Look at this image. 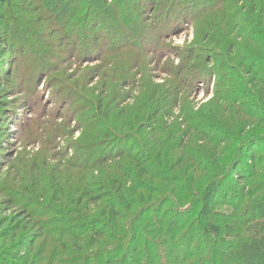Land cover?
<instances>
[{
  "label": "rangeland",
  "instance_id": "obj_1",
  "mask_svg": "<svg viewBox=\"0 0 264 264\" xmlns=\"http://www.w3.org/2000/svg\"><path fill=\"white\" fill-rule=\"evenodd\" d=\"M118 1H129L130 9L139 13V21L125 27L114 5ZM150 1L155 2L149 5L137 0H87L86 6L71 14L67 11L71 4L68 0H4L0 10V264H37L32 258L38 251L42 253V245L44 262L40 264H50L52 252L66 257L68 246L78 250L76 256H80L81 250L75 247L78 241L61 232L64 222L56 213H62V206L70 204L62 187L69 191L75 184L81 186L75 180L87 175L94 197L100 198L102 194L96 186L107 182L109 175L117 173L127 179L118 163L132 170L134 178L142 177L129 150L135 147L134 137L157 141L156 147L146 145L148 159H143V165L151 168V175L142 178L149 187L156 188L157 198H169L172 189L165 190L161 176L154 177L157 167L175 178H185L179 184L185 187L190 179V172L185 174L186 165L192 163L189 156L201 152L205 163L215 165L217 157H211V143L201 141L198 120L204 121L213 136L217 131L212 124L230 130L236 140L222 147L234 149L249 135L251 138L264 132V124L258 122L257 116L246 119L240 105L217 97L221 93L218 82L224 57L231 65L238 64L230 40H236L243 33L242 27L248 26L240 17L263 22L264 0H226L224 5L234 6L230 10L222 6V0H213L211 10L206 8L212 0L196 1L195 5L186 0ZM254 4L257 14L250 10ZM95 8L101 14L94 15ZM109 12L116 17L118 26L114 29L110 17L101 18ZM136 26H142V35H135ZM241 70L239 75L246 74ZM247 99L253 100L251 96ZM146 114L152 119L141 121ZM243 119L247 126L241 125ZM190 126L195 129L190 131ZM173 143L178 146L175 150L176 146L169 148ZM124 144L128 149L124 158L99 163L104 154L117 153ZM157 148L165 152L170 164L171 155L186 157V161L174 171L164 157L158 156ZM263 150L262 147L259 152ZM244 171L248 172L247 168ZM70 173L75 177L72 180ZM198 174L200 184V180L212 176ZM232 181L231 176L225 185ZM248 182L246 179L237 187L246 191L251 186ZM183 191L186 196L192 195V190ZM226 192L239 194L229 189ZM60 196L64 198L62 202L58 201ZM84 202H89L87 195ZM109 205L107 197H103L88 212L84 211L85 220L102 218L101 212ZM122 206L128 214L129 210ZM216 207L210 209L207 219ZM162 209L171 215L168 220L172 215L185 216L181 207L173 214L168 204ZM153 210L151 217L155 218ZM160 215L165 220L164 214ZM76 216L71 215V220L75 221ZM194 218L192 215L190 221ZM176 225L181 228L185 224ZM195 226L184 227L187 232L178 235L173 243L177 249L169 244L172 251H179L180 262L174 264H204L207 259L210 264H219L211 259L214 251H209L208 242L215 241L203 233V228ZM217 250L227 251L224 246ZM166 255L160 254V264H169Z\"/></svg>",
  "mask_w": 264,
  "mask_h": 264
},
{
  "label": "trees",
  "instance_id": "obj_2",
  "mask_svg": "<svg viewBox=\"0 0 264 264\" xmlns=\"http://www.w3.org/2000/svg\"><path fill=\"white\" fill-rule=\"evenodd\" d=\"M7 1L9 2V0ZM186 1L194 5L196 1L198 3L202 2V0ZM222 1V6L227 10L234 7L224 5L226 0ZM137 2L152 5L155 1L137 0ZM209 2L210 5L206 8L207 10H211L209 7L212 6L213 0ZM69 3L71 4H69L67 11L73 14L86 6L87 0H72ZM3 4L4 0H0V10ZM114 5L118 8L125 27L131 25V22L134 20L139 21L138 16L140 15L130 9L129 1H118ZM256 5L254 4L250 8L253 14H257ZM184 9L187 11L188 7ZM92 12L94 15L101 14L96 8ZM135 13L138 15H135ZM105 15L106 17H110L112 29L118 26L117 22H114L116 17L113 13H105L101 18L107 19ZM247 18L248 21L246 20V16L244 18L240 17L242 22L245 19L244 23L248 26L242 27L243 33L236 40H230V45L235 50L239 60L236 66L235 64L231 65L224 57L220 73L221 80L218 82V87L221 86V93L217 97L219 100L240 105V113L246 116V119L249 118L248 116H257L258 122L264 124V21L262 22L252 17ZM105 21L106 23L110 22ZM1 28L0 31H2ZM141 28L142 26L134 27L135 35H142L144 33V30ZM227 69L230 70L229 73L225 71ZM241 69H244L248 75L244 74L246 75L244 76L242 73V76L239 75L238 72H242ZM253 85L257 86L254 87ZM258 87L261 88V91L257 90ZM249 96L253 100L248 102L247 98ZM243 101L247 102L242 104ZM151 119L152 117L146 114L141 118V121ZM155 121L157 122L158 119L155 118ZM197 123L202 127L200 129L203 137L201 141L207 139L212 145L210 150L212 152L211 157H217L214 161V166L216 167H211L208 162L205 163L206 160H203L205 156L201 152H195L194 155L189 156L192 163L188 167L186 165L187 173L185 174L190 172V179L189 183H185V187H180L179 185L180 183H184L185 178H175L169 172L168 174L162 172L160 166L157 167L154 177L159 178L161 176L165 181V190L172 189L170 190L171 195L169 198L162 195L157 198L154 193L156 188L149 187L147 181L142 178L145 175H151V168L148 165H143V159L146 160V157L148 159L146 145L149 143L151 147H156L157 144V141L152 142L146 136L142 138L143 140L134 137L135 147L129 148V150H132L131 159L141 170L139 176L142 177H139V179L134 178L132 170L129 172V170L127 171V169L123 168L121 163H118L120 170L126 174L127 179L122 178L117 173L109 175L107 182H100L96 186L97 192L102 194L100 198L94 197L91 191L92 185L86 179L87 175H83L75 180L83 184L81 186L75 184L72 190L69 191L68 189L65 190L66 186H63V190L66 191L65 194L68 193L66 197L69 198L70 204L62 206L64 207L62 213L56 211L57 216L60 217L58 220L64 222L65 228L61 232L65 231L69 236L74 237L78 241L75 242V247L81 250L82 253H79L80 256L77 257L78 250L74 248L73 250L69 249L68 246L65 254L66 257L63 254L52 252L48 262L51 261L50 264H54L55 262L59 264H160L158 257L162 253H167L166 263L174 264L177 263V260L180 262V257L178 250L172 251V248L174 250L177 249L173 243L177 241L178 237L187 232L183 230L186 225L195 224L196 229L197 227L203 228V233L211 237L212 241H215V244H212L211 241L208 242L210 245L209 251H214L211 255L213 262H218L219 264H264V150L263 152H259L260 148H264V132H259L257 134L260 135H253L251 138H249V135L233 149L229 145L222 147L225 143L236 140V137L230 130L228 131L222 125L212 124L213 129L217 131V134L213 136L208 126H204L203 120L200 119ZM241 125L243 127L247 126L248 122L243 119L241 120ZM191 129L195 128L190 126L189 130L192 131ZM256 139L260 140L256 141ZM169 148H174L175 150L178 146L173 143ZM127 152L128 149L124 144V148L118 150L117 153L109 152L104 154L99 159V163L105 165L117 159H122ZM223 155H225L226 159L223 158ZM158 156L160 158L164 157L171 166L170 168L174 171L186 161V157L178 159V157L175 158L171 155L170 161L173 163L170 164L165 152L159 149ZM90 167H93V165L89 166L88 170H90ZM246 168L248 172L244 171ZM200 172L204 173L202 176L207 175L208 177L211 173L212 176L209 177L210 179L200 180L203 183L200 184L197 181L198 173ZM231 176L233 181L228 186L225 185ZM68 177L70 178L69 180L75 178L73 173H70ZM246 179L251 186L250 189L243 191L242 187L238 188L237 186H240L239 184ZM130 183H132V186L128 188ZM83 187H86V190H83ZM110 189H113V191ZM226 189L234 193L238 192L239 194H229L226 192ZM129 190H132V195L126 194ZM183 190H192L190 191L192 195L186 196L187 192ZM151 192L152 194H150ZM42 195L45 197L46 193L44 195L43 192ZM86 195L88 203L84 202V196ZM229 196L230 198L228 199ZM103 197H107L110 205L101 212L102 218H89L85 220V215L89 211L90 206L97 202L99 203ZM63 200L64 198L60 196L58 201L62 202ZM187 202H190V204H187ZM73 203H76V205H73ZM123 204L129 210L128 214L124 210ZM166 204L171 208L172 214L179 212L176 209L181 207L185 216L182 218L178 215H172V219L168 220L171 215H168V211L162 209ZM215 206L217 207L212 212V217L207 219V213L213 207L215 208ZM223 207L226 208L225 211L218 209ZM153 209L156 210L157 214L155 218L151 217ZM86 210L87 212L84 213ZM161 213L166 217L165 220L160 218L163 217V215H160ZM71 215H77L75 221L71 220ZM192 215L195 218L193 221H190ZM176 223H181V226L185 225L178 228ZM87 231L88 233H86ZM42 233H44L43 230ZM87 234L90 236L84 240ZM171 243L173 247L169 248V244ZM220 246L226 247L227 251H218L217 247ZM40 250L42 253L44 252V245H42ZM42 253L38 251L32 258L33 261H37V264L44 262ZM217 258L220 260L217 261ZM183 263L186 264V262ZM204 264H210L209 260L207 259Z\"/></svg>",
  "mask_w": 264,
  "mask_h": 264
}]
</instances>
